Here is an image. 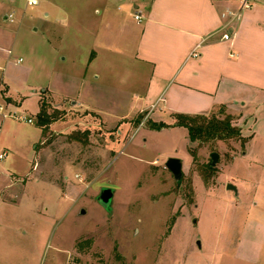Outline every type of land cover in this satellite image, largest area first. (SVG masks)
<instances>
[{
  "label": "rangeland",
  "instance_id": "obj_1",
  "mask_svg": "<svg viewBox=\"0 0 264 264\" xmlns=\"http://www.w3.org/2000/svg\"><path fill=\"white\" fill-rule=\"evenodd\" d=\"M63 2L0 1V177L15 182L23 225L18 255L1 264H264V99L207 114L230 117L240 137L201 144L162 100L139 113L128 90L112 98L100 87L94 104L105 113L72 108L50 93L72 90L85 56L51 34L44 11ZM113 7L125 23L139 15L132 1ZM8 14L13 21L2 20ZM121 59L128 84L136 69ZM99 61L86 74L98 66V83ZM41 106L55 115L45 133L36 125ZM211 153L219 158L209 169ZM169 158L182 162L179 180ZM103 188L114 191L110 211L97 202Z\"/></svg>",
  "mask_w": 264,
  "mask_h": 264
},
{
  "label": "crops",
  "instance_id": "obj_2",
  "mask_svg": "<svg viewBox=\"0 0 264 264\" xmlns=\"http://www.w3.org/2000/svg\"><path fill=\"white\" fill-rule=\"evenodd\" d=\"M113 1L64 0L44 11L51 18L52 36L71 39L66 44L71 55L85 54L79 75L71 77L72 90H50L54 97L69 101L72 108L105 113V108L94 104L100 87L106 88L103 95L112 98L123 89L141 102L139 113L162 100L173 115H207L222 108L229 111L239 102L246 107L257 97L264 99V0H253L252 8L228 30L224 29L227 12L238 8V0H128L141 17L133 16L131 23L118 15ZM6 17L2 15V20ZM227 31L231 36L225 41ZM194 49L196 58L190 56ZM123 55L136 69L128 84L121 78ZM96 60L103 67L100 83L98 66L92 71L96 80L86 78ZM167 89L170 93L162 97ZM9 175L0 177V264L11 253L18 255L23 230L15 182Z\"/></svg>",
  "mask_w": 264,
  "mask_h": 264
},
{
  "label": "trees",
  "instance_id": "obj_3",
  "mask_svg": "<svg viewBox=\"0 0 264 264\" xmlns=\"http://www.w3.org/2000/svg\"><path fill=\"white\" fill-rule=\"evenodd\" d=\"M223 110L220 109L218 114H222ZM36 125L45 133L55 118V115L48 113L44 106H41L38 113L35 115ZM175 125L186 128L188 138L191 143H206L215 140H226L231 138L240 137V130L233 126L231 118L225 116L219 119L216 115L208 117L207 115H187L175 114ZM163 123L156 124V129L162 128ZM209 169L212 167L208 165Z\"/></svg>",
  "mask_w": 264,
  "mask_h": 264
},
{
  "label": "built area",
  "instance_id": "obj_4",
  "mask_svg": "<svg viewBox=\"0 0 264 264\" xmlns=\"http://www.w3.org/2000/svg\"><path fill=\"white\" fill-rule=\"evenodd\" d=\"M239 1V6L235 11H229L228 16H229V21L226 23V25L224 26L225 30H228V28L230 27V24H232V22L238 21L240 19L241 14L252 8L253 6V0H238ZM26 4L27 6L33 7V6H37L39 4V0H26ZM7 20L13 21V15L12 14H8L6 17ZM135 20H140L141 17L139 15H135L134 16ZM230 36H231V32H225L223 35V40L228 41L230 40ZM190 56L193 58L198 57V53L196 51V49H194L191 53ZM21 62V59L17 60V63ZM0 117L2 119H5L7 117V115L5 114V109L4 107L0 104ZM11 117L13 119L16 120H24L27 123H32V119L31 118H25V117H17L15 115H11ZM0 127H1V123H0ZM7 152L3 151L2 153H0V160H2L5 156H6Z\"/></svg>",
  "mask_w": 264,
  "mask_h": 264
},
{
  "label": "water",
  "instance_id": "obj_5",
  "mask_svg": "<svg viewBox=\"0 0 264 264\" xmlns=\"http://www.w3.org/2000/svg\"><path fill=\"white\" fill-rule=\"evenodd\" d=\"M210 158V165L214 166L217 163L219 156L217 153H211ZM165 167L172 173L175 180H179L182 177V162L179 159L169 158L165 163ZM227 189L233 191L234 193L237 192L236 188L232 184H228ZM113 196L114 191L112 189L103 188L97 196V202L102 204L107 211H110ZM81 213H83V211Z\"/></svg>",
  "mask_w": 264,
  "mask_h": 264
}]
</instances>
